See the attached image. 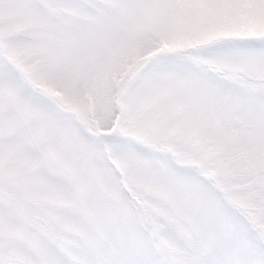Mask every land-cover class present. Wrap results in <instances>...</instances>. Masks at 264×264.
<instances>
[{"label": "snow or ice", "instance_id": "snow-or-ice-1", "mask_svg": "<svg viewBox=\"0 0 264 264\" xmlns=\"http://www.w3.org/2000/svg\"><path fill=\"white\" fill-rule=\"evenodd\" d=\"M0 264H264V0H0Z\"/></svg>", "mask_w": 264, "mask_h": 264}]
</instances>
